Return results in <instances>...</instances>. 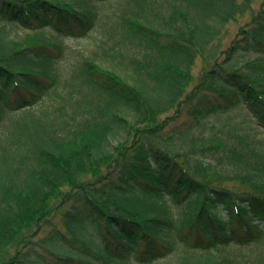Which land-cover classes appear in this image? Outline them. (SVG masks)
I'll list each match as a JSON object with an SVG mask.
<instances>
[{"label": "trees", "instance_id": "trees-1", "mask_svg": "<svg viewBox=\"0 0 264 264\" xmlns=\"http://www.w3.org/2000/svg\"><path fill=\"white\" fill-rule=\"evenodd\" d=\"M109 1L0 0V264H264V152L192 133L235 108L264 131V0Z\"/></svg>", "mask_w": 264, "mask_h": 264}, {"label": "rangeland", "instance_id": "rangeland-1", "mask_svg": "<svg viewBox=\"0 0 264 264\" xmlns=\"http://www.w3.org/2000/svg\"><path fill=\"white\" fill-rule=\"evenodd\" d=\"M119 0H112L109 2L99 4V8L102 14L107 13V11H112L119 7ZM261 0H255L252 2L251 7L253 10H257L258 3ZM249 12H242L237 15L236 21H231L226 26V35L224 36V32L222 33V37H220L217 41L214 42L213 45L216 46V43L220 45V48H225L229 41L235 37V33L238 28L250 18ZM9 37L12 39H21L29 32L21 29L19 27L8 26ZM101 32H96V36H98ZM91 36V35H90ZM89 38L85 39H77V40H65V45L68 46V54L65 59L60 62V69L64 73L69 69H72L75 64H77V60L79 58V52L84 53L91 47V42ZM240 60L238 65H240L241 61H244V58L237 59ZM107 67L106 64H104ZM203 64L201 60L198 58L195 66L192 69V77L194 81L200 76L201 69ZM59 91H62L60 86ZM9 118V117H4ZM196 141L195 147H200L203 143L206 146H210L212 141H223L226 146H230L232 143H235V137L238 135L251 137L250 142L253 146H255L259 151L264 152V131L257 127V125L251 121L250 117L245 113V111L241 108L231 109L230 111L223 113H214L206 116L202 120L199 121L197 125L193 127L192 131ZM237 142V141H236ZM211 150V149H210ZM219 150V151H218ZM216 152L207 153L208 156L213 154V159H209L213 166H220V161L218 158L223 157V153L226 151L222 149H218ZM257 249V244H251L249 246L244 247H229L222 251L226 255H230L232 258L237 261V264H247L244 259L250 254L252 251ZM218 254V252H217Z\"/></svg>", "mask_w": 264, "mask_h": 264}]
</instances>
